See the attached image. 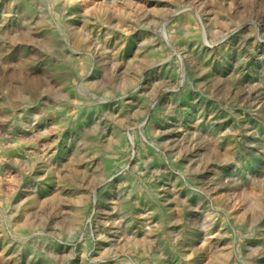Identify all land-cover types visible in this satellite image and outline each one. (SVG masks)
<instances>
[{
  "label": "rangeland",
  "instance_id": "obj_1",
  "mask_svg": "<svg viewBox=\"0 0 264 264\" xmlns=\"http://www.w3.org/2000/svg\"><path fill=\"white\" fill-rule=\"evenodd\" d=\"M219 254L264 264V0H0V264Z\"/></svg>",
  "mask_w": 264,
  "mask_h": 264
},
{
  "label": "bare ground",
  "instance_id": "obj_2",
  "mask_svg": "<svg viewBox=\"0 0 264 264\" xmlns=\"http://www.w3.org/2000/svg\"><path fill=\"white\" fill-rule=\"evenodd\" d=\"M84 3V2H83ZM142 57V56H141ZM42 136V135H41ZM95 153V152H94ZM99 156V155H98ZM95 158V157H94ZM97 160V159H96ZM88 163V162H87ZM90 166H91V164H90ZM96 166V165H95ZM94 166V167H95ZM100 166V165H99ZM95 169V168H94ZM93 170V169H92ZM149 193V192H148ZM145 197V196H144ZM145 199L147 200V201H152V200H150V195H147L146 197H145ZM156 212V211H155ZM165 215H166V213H165ZM160 220V219H159ZM165 223L167 222V224H169L168 222H169V219L167 218V216H165ZM160 223V222H159ZM161 224V223H160ZM159 225V224H158ZM152 226V225H151ZM154 226V225H153ZM161 226V225H160ZM166 227V226H165ZM158 228V227H157ZM154 230V229H153ZM158 231H160V229H158ZM153 233V232H152ZM161 233V232H160ZM153 235V234H152ZM156 235V234H155ZM160 235V234H159ZM158 237V236H157ZM154 238V237H153ZM158 239V238H157ZM161 240V239H160ZM154 241H156V237H155V239H154ZM159 243V242H158ZM157 243V244H158ZM217 244V243H216ZM149 246V245H148ZM161 246V245H160ZM216 246V245H215ZM221 246H223V245H221ZM220 246V247H221ZM147 247V246H146ZM153 247V246H152ZM165 247V246H164ZM215 248V247H214ZM217 248V247H216ZM151 249V248H150ZM221 249V248H220ZM151 251V250H150ZM174 251V250H173ZM146 251L144 250V253H145ZM149 252V251H148ZM211 252H212V250H211ZM219 253H220V250H219ZM223 253V252H222ZM230 253V252H229ZM149 254V253H148ZM218 254V253H217ZM221 254V253H220ZM218 255L217 256V261H215V262H217L218 264H221V263H225L227 260H228V255L229 254H227V255ZM147 255V254H146ZM215 259V260H216ZM214 260V259H213ZM187 262V261H186ZM13 263H15V262H13Z\"/></svg>",
  "mask_w": 264,
  "mask_h": 264
}]
</instances>
